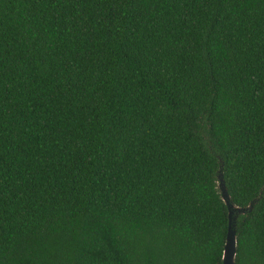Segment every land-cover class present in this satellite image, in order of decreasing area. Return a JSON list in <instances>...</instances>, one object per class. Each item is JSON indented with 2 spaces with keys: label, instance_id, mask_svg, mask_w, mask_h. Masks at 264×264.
Listing matches in <instances>:
<instances>
[{
  "label": "trees",
  "instance_id": "trees-1",
  "mask_svg": "<svg viewBox=\"0 0 264 264\" xmlns=\"http://www.w3.org/2000/svg\"><path fill=\"white\" fill-rule=\"evenodd\" d=\"M264 264V0H0V264Z\"/></svg>",
  "mask_w": 264,
  "mask_h": 264
},
{
  "label": "water",
  "instance_id": "water-1",
  "mask_svg": "<svg viewBox=\"0 0 264 264\" xmlns=\"http://www.w3.org/2000/svg\"><path fill=\"white\" fill-rule=\"evenodd\" d=\"M218 188L220 191L221 199L227 205L229 209V225L228 232L226 237V242L224 245L223 255H222V264H235V255H236V236L235 231L231 228V208L234 209L238 214L243 215L245 212L251 211L253 204L250 203L246 208L233 207L229 204L227 190L223 181L221 174L219 175V184Z\"/></svg>",
  "mask_w": 264,
  "mask_h": 264
}]
</instances>
